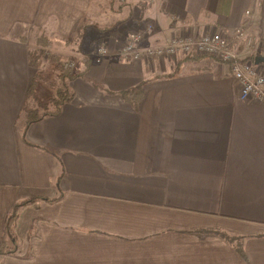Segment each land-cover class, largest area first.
<instances>
[{
  "label": "crops",
  "instance_id": "crops-1",
  "mask_svg": "<svg viewBox=\"0 0 264 264\" xmlns=\"http://www.w3.org/2000/svg\"><path fill=\"white\" fill-rule=\"evenodd\" d=\"M124 2L0 0V244L16 203L59 199L22 210L0 264H264V100H240L216 59L133 62L114 49L134 34L142 49L246 26L253 62L264 0ZM81 30L95 58L66 43ZM35 32L49 57L77 56L86 73L57 116L23 134L46 63L30 64ZM146 81L137 107L120 95Z\"/></svg>",
  "mask_w": 264,
  "mask_h": 264
},
{
  "label": "built area",
  "instance_id": "built-area-1",
  "mask_svg": "<svg viewBox=\"0 0 264 264\" xmlns=\"http://www.w3.org/2000/svg\"><path fill=\"white\" fill-rule=\"evenodd\" d=\"M141 38L140 34H134L128 42L119 43L118 51L125 60L141 62L153 58H171L177 54L189 56L194 52L196 56L218 59L229 65L240 100L250 103L264 100V76L252 62L245 61V57L255 48V40L248 27L241 26L233 33L213 31L198 41L190 34H183L156 49H139L137 45ZM108 51V46L104 44L98 49V54L106 56Z\"/></svg>",
  "mask_w": 264,
  "mask_h": 264
},
{
  "label": "trees",
  "instance_id": "trees-1",
  "mask_svg": "<svg viewBox=\"0 0 264 264\" xmlns=\"http://www.w3.org/2000/svg\"><path fill=\"white\" fill-rule=\"evenodd\" d=\"M45 39L44 37L40 40ZM38 39V46L42 49L46 48V44L43 43ZM46 41V40H45ZM40 56H42V53L39 52L36 54V52H32L30 54V64L34 68L40 67L41 64L37 63L40 61ZM52 62L58 63V78L59 82L61 83V87L55 91V97L49 100L48 103L43 105V109L41 110L40 108H24L22 109V116H23V122H24V132L23 134L26 133L28 127L38 121H41L45 117H52V116H57L62 107L70 103L73 100V94L68 90V84L69 82L73 81L74 79L80 78L84 76L86 73V70L84 71H79V67L76 63L72 69H63L62 66H60V63L63 61H66V59H62L60 57L56 56H50ZM193 58H203V57H196L195 55L193 56H188L185 58V60H191ZM253 61L254 57H250ZM151 81H146L141 83L140 85L136 86L135 88H132L128 91H125L121 93L120 95L124 98L127 99V101L130 102V104L133 107H137L139 102L141 101L143 92H144V87L150 83ZM36 82L32 83L30 86V89L28 91V97H32L34 89H35ZM29 97V98H30ZM59 199H54V200H49V199H44V198H34L30 200H24L16 203L12 209L9 211V213L6 216L5 219V227H4V238L1 241L0 244V255L4 254V245L6 244V241L9 240L11 241L14 238V230L16 229V224L17 221L20 217V214L22 210L26 208H38L40 204L44 203L46 205H52L54 203H57Z\"/></svg>",
  "mask_w": 264,
  "mask_h": 264
},
{
  "label": "rangeland",
  "instance_id": "rangeland-1",
  "mask_svg": "<svg viewBox=\"0 0 264 264\" xmlns=\"http://www.w3.org/2000/svg\"><path fill=\"white\" fill-rule=\"evenodd\" d=\"M126 1H128V0H126ZM79 27L80 26H78L76 28V31L78 30ZM85 31L81 30L82 33L84 32L83 35H78L75 32L72 33L71 36H69V38L66 40V43L68 44V46H74L75 49H78L80 46H82L83 50H85L87 53H89L90 57L95 58L94 57L95 55L92 51L94 50V47L97 46V42L92 43V44H89L86 41L83 42V37H84ZM39 33H37V32H35L34 34L32 33V35H33L32 41L36 40L37 35ZM41 37L43 38V36H41ZM38 39L39 38H37V40ZM122 42H124V41L116 42V46L114 47V49L118 51V47H120L119 43H122ZM33 43H34V41H33ZM37 47L39 48V46H37ZM60 49H61V44L59 42H54L53 48H52V53H56V51H58ZM34 52H36V54L41 52L42 56H40V60L42 62H46V63H45V68H43L41 74L35 80L36 85H35L33 95H32V97L29 98L27 106H24V108H26V110L29 106L30 107L32 106L35 108H40L42 110L43 105H45L46 103L49 102L50 99L55 97V87L58 86V84H57V78H58L57 75H58V67H59L58 63L52 62L51 57H49V52H45L44 49H42V50L40 49V50H37ZM60 57L63 59L62 56H60ZM75 62L78 64L77 56H74V57L71 56L70 59H69V57L66 58L65 63L62 61L60 63V66H62L63 69H72L74 67V65L76 64ZM69 64H71L72 68L65 67L66 65H69ZM22 121L23 120L21 119L20 124H22ZM35 210H37V209H35Z\"/></svg>",
  "mask_w": 264,
  "mask_h": 264
},
{
  "label": "bare ground",
  "instance_id": "bare-ground-1",
  "mask_svg": "<svg viewBox=\"0 0 264 264\" xmlns=\"http://www.w3.org/2000/svg\"><path fill=\"white\" fill-rule=\"evenodd\" d=\"M138 46V45H137ZM156 48H159V47H149V46H146V47H144V48H142L141 50H145V49H156ZM140 49V48H139ZM97 54H98V51H97ZM195 53L194 52H192V53H190L189 54V56H193ZM183 56V55H182ZM196 56V55H195ZM175 57V56H174ZM183 57H188V56H183ZM196 57H203V56H196ZM164 58V57H163ZM163 58H161V59H163ZM173 58V57H172ZM157 59V58H156ZM214 59V58H213ZM216 60H218V59H216ZM218 61H220V60H218ZM245 61H248V58H245ZM221 62V61H220ZM249 62V61H248ZM224 63V62H223ZM253 63V62H252ZM226 64V63H225ZM69 65H71V64H69ZM254 65V64H253ZM72 68V67H71ZM230 68V67H229ZM231 71V70H230Z\"/></svg>",
  "mask_w": 264,
  "mask_h": 264
},
{
  "label": "water",
  "instance_id": "water-1",
  "mask_svg": "<svg viewBox=\"0 0 264 264\" xmlns=\"http://www.w3.org/2000/svg\"><path fill=\"white\" fill-rule=\"evenodd\" d=\"M254 66L258 67L259 65L264 64V58L261 56H257L253 59Z\"/></svg>",
  "mask_w": 264,
  "mask_h": 264
}]
</instances>
